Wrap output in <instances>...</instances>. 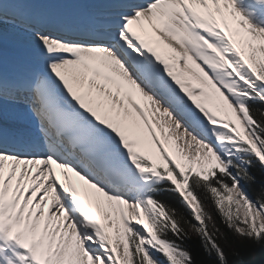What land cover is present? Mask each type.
<instances>
[{"label": "snow or ice", "instance_id": "snow-or-ice-1", "mask_svg": "<svg viewBox=\"0 0 264 264\" xmlns=\"http://www.w3.org/2000/svg\"><path fill=\"white\" fill-rule=\"evenodd\" d=\"M257 165L264 0L0 4V264H230L205 201L264 241Z\"/></svg>", "mask_w": 264, "mask_h": 264}, {"label": "trees", "instance_id": "trees-1", "mask_svg": "<svg viewBox=\"0 0 264 264\" xmlns=\"http://www.w3.org/2000/svg\"><path fill=\"white\" fill-rule=\"evenodd\" d=\"M250 172L256 177V182L253 184H245L242 181V184L254 201L264 200V172L260 171L258 165L251 168ZM158 198L170 204L185 218L191 219L187 209L174 194L166 192L160 194ZM205 203L212 212L214 223L220 229L222 235L218 243L224 248L230 264H264V241L257 243L253 240H242L222 222L221 216L211 205V202L205 201ZM184 246L192 253L195 264H203L207 259L206 253L201 247L199 237L195 234L191 235L190 240L184 241ZM237 251L240 255H233Z\"/></svg>", "mask_w": 264, "mask_h": 264}, {"label": "bare ground", "instance_id": "bare-ground-1", "mask_svg": "<svg viewBox=\"0 0 264 264\" xmlns=\"http://www.w3.org/2000/svg\"><path fill=\"white\" fill-rule=\"evenodd\" d=\"M4 2V0H0V4H2ZM49 7L53 10V11H70V10H75L79 7H81V5H77V4H71V3H50ZM15 38L13 37H9V42L7 44V48L6 50H8V54L9 55H14V52H18V48L16 47V45L14 44Z\"/></svg>", "mask_w": 264, "mask_h": 264}, {"label": "rangeland", "instance_id": "rangeland-1", "mask_svg": "<svg viewBox=\"0 0 264 264\" xmlns=\"http://www.w3.org/2000/svg\"><path fill=\"white\" fill-rule=\"evenodd\" d=\"M181 143H183V141ZM234 199H235V197H234ZM242 203H243L242 201H241V204L240 205H236L235 203H233V206H232L233 207V213H234V215H238L241 220L244 218V215H245V208L242 206ZM258 222H259V218H258Z\"/></svg>", "mask_w": 264, "mask_h": 264}]
</instances>
